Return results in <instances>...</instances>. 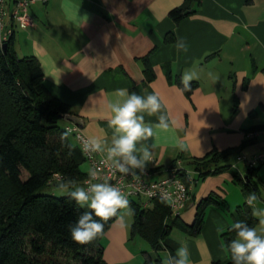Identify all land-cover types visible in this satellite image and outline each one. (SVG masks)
Segmentation results:
<instances>
[{
	"label": "crops",
	"instance_id": "crops-1",
	"mask_svg": "<svg viewBox=\"0 0 264 264\" xmlns=\"http://www.w3.org/2000/svg\"><path fill=\"white\" fill-rule=\"evenodd\" d=\"M184 1L38 2L31 6L36 26L16 29L13 47L20 57L39 59L50 92L70 105L72 114L65 120L79 125L88 138L110 144L108 104L122 99L117 90L158 95L171 124L167 130L156 129L149 138L151 159L145 167L166 168L182 157L197 177L196 159L214 149L237 148L234 155L264 149V136L250 139L246 135L264 129V0H201L193 14L176 22L170 11ZM171 33L175 39L166 41ZM180 38L187 44L186 52L177 51ZM146 57L155 71L148 82ZM185 72L193 73L191 82L197 83L190 97L180 85ZM145 121L158 123V114L145 115ZM234 155L230 169L194 183L181 213L184 222L193 221L197 204L212 192L232 206L227 182H235L233 170L242 177L247 174L245 163L236 159V166L232 164ZM83 170L89 172L90 165ZM262 170L260 165L253 177L259 197ZM208 212L199 235L189 236L180 229L172 232L179 248L188 249L189 264L227 258L221 233L233 222L221 207ZM130 240L128 227L118 223L104 251L105 264H145L146 253L143 256L130 247Z\"/></svg>",
	"mask_w": 264,
	"mask_h": 264
},
{
	"label": "trees",
	"instance_id": "trees-1",
	"mask_svg": "<svg viewBox=\"0 0 264 264\" xmlns=\"http://www.w3.org/2000/svg\"><path fill=\"white\" fill-rule=\"evenodd\" d=\"M200 2L185 0L170 11V16L178 22L193 14L194 6ZM14 34L6 43V50L0 45V264H61L58 254L71 256L77 264H105L102 238L116 216L102 222L103 232L94 241L77 244L71 238L69 226L81 212L91 210L78 208L67 194L56 196L46 192L48 188L58 187L54 184L57 177L63 185L72 182L82 186L88 173L82 165L87 160L79 144L74 145L70 139L74 137L67 130L71 125L61 124L72 114L70 105L50 92L36 56L18 55L13 47ZM174 39L173 33L166 36V41ZM143 63L146 82L151 81L155 71L149 57ZM190 84V90L184 91L188 97L197 86L196 82ZM180 85L183 88L181 82ZM236 149H214L196 159L198 176L194 181L230 169V159ZM259 167H247L245 177L233 170L244 194L258 193L253 177ZM24 171L28 174L26 178H23ZM222 205L227 206L225 199L212 192L199 201L193 221L186 223L181 215L172 217L168 203L161 199L153 200L148 208L139 200H131L130 237L140 235L154 250V255L145 252V264H161L160 251L175 256L180 246L171 237L174 229L197 236L204 228L208 208H222ZM232 216L233 224L243 221L255 227L259 221L248 201L237 206ZM232 225L221 233L225 246L235 236L230 230ZM48 253L52 257L46 261L43 256ZM212 264H232L229 253L225 260Z\"/></svg>",
	"mask_w": 264,
	"mask_h": 264
},
{
	"label": "clouds",
	"instance_id": "clouds-1",
	"mask_svg": "<svg viewBox=\"0 0 264 264\" xmlns=\"http://www.w3.org/2000/svg\"><path fill=\"white\" fill-rule=\"evenodd\" d=\"M177 51H187L186 42L176 41ZM193 73L181 76L182 91H189ZM116 95L122 99L108 104L110 111L109 127L112 129L110 144L96 137L82 139V151L88 154L105 155V162L113 174L135 175L137 170L144 171L151 159V146L147 143L155 135L156 129L167 130L171 121L163 110V104L155 93L146 96L126 89H119ZM158 114V123L145 121V115ZM183 147V145H181ZM98 178L96 170H90L85 186L72 182L63 185L67 196L80 209H90L78 215L75 223L69 226L71 238L80 245L94 241L104 229V223L117 215L121 209L128 208L129 201L123 192L109 182H94ZM254 196L249 197L251 203ZM99 218V219H97ZM264 224V221H261ZM234 238L227 244L232 264H264V228L259 232L243 221L231 226ZM190 255L186 247L176 250L175 256L169 254L166 264H189Z\"/></svg>",
	"mask_w": 264,
	"mask_h": 264
},
{
	"label": "built area",
	"instance_id": "built-area-1",
	"mask_svg": "<svg viewBox=\"0 0 264 264\" xmlns=\"http://www.w3.org/2000/svg\"><path fill=\"white\" fill-rule=\"evenodd\" d=\"M47 3L48 0H0V45L7 43L18 28L35 27L36 21L31 13V6L35 3ZM68 132L74 135L82 149V139L88 138L78 125L67 127ZM250 139L264 136V129L252 130L246 133ZM90 170H96L98 178L94 182H109L118 187L127 200H139L147 208L153 200L161 199L168 203L172 217L181 215L191 199L192 187L195 183L193 173L177 159L170 166L162 170L150 168L144 171L137 170L135 175L113 174L105 162V155L99 153L88 154L83 152ZM238 160L245 162L247 167L253 168L264 164V149L252 156L238 155ZM89 170V172H90ZM89 172L83 185L89 179ZM158 173L161 176L154 177ZM60 181L59 177L56 178Z\"/></svg>",
	"mask_w": 264,
	"mask_h": 264
},
{
	"label": "rangeland",
	"instance_id": "rangeland-1",
	"mask_svg": "<svg viewBox=\"0 0 264 264\" xmlns=\"http://www.w3.org/2000/svg\"><path fill=\"white\" fill-rule=\"evenodd\" d=\"M66 123H68L67 120L62 121L61 124L65 125ZM70 139H71V141H72V143L74 145H77V140L73 136H70ZM241 154H244V153H241ZM254 154H256V152L253 153V154L247 155V156H252ZM236 159L238 160V155L235 154L234 157L232 158V160L234 161V163H232V164L234 166H236L235 165V162H237ZM238 161L239 162H243V161H240V160H238ZM244 163L245 162H243V166H244ZM259 165H263V170H262L263 172L261 174V177H262L263 181L259 182V184L261 185V189H262V195L259 197L254 192L251 193V196L255 197V199L251 202V206L254 209L256 217L259 219L258 223L254 227V228L257 229L258 232L262 228H264V224L261 223V221H264V164H258V165H256V167L259 166ZM245 167H246V165H245ZM82 168L83 169L87 168V162H85L82 165ZM27 175H28L27 172L24 171L23 178H26ZM200 181H203V180H200ZM234 181L235 182H227L228 185L231 184V187L229 188V191H228V189L226 190L227 192L230 193L228 195L229 196L228 200H229V202L230 201L232 202V206L230 207V206H228V204H227V206L226 205H222L223 215L228 217L232 222H234L233 221L232 212H234V210L236 209L237 206L243 205L248 200V198L251 197V196L246 195V194L243 193L242 188H241L240 184L235 180V177H234ZM46 192L50 193V194H54L56 196H62V195L66 194V191H65V189L63 187H51V188L46 189ZM133 200H136V199H133ZM151 206L152 205L150 204L148 207H151ZM210 208H208V210ZM208 210L206 212L205 222H206V218L208 217V214H209ZM194 215H195V213H194ZM132 222H133V214H132L130 201H129L128 208L121 209V210L118 211L115 220L112 222L111 226L108 228V230L104 234V236L102 238V243H103L105 249H107V248L109 249V246H110V235H111V232L114 231L116 225L118 223H120L121 226L126 225L128 227V230L130 231ZM171 237L173 238V237H175V235L172 233ZM129 244H130V247L136 248L137 251L139 253H141L143 256H144L145 252L152 253L153 255L155 253L154 250L151 248V245L149 244V242L145 238L141 237L140 235L135 236L134 238H131ZM160 256L162 258V263L161 264H166L167 258L169 256L168 252L167 251H160ZM50 257H52V256L48 253L47 255L43 256V259H46V261H49V260H51V259H49ZM56 257L59 259L61 264H77L72 259L71 256L58 254ZM227 257H228V250H227ZM154 264H158V263L155 262Z\"/></svg>",
	"mask_w": 264,
	"mask_h": 264
},
{
	"label": "water",
	"instance_id": "water-1",
	"mask_svg": "<svg viewBox=\"0 0 264 264\" xmlns=\"http://www.w3.org/2000/svg\"><path fill=\"white\" fill-rule=\"evenodd\" d=\"M2 48H3L4 50H6V49H7V44H6V43L3 44V45H2ZM66 117H67V116H66ZM68 118H72V117H68ZM78 126H79V125H78ZM54 184H55V186L62 187L63 182H62V181H56Z\"/></svg>",
	"mask_w": 264,
	"mask_h": 264
}]
</instances>
